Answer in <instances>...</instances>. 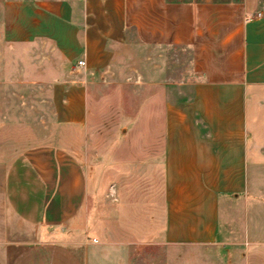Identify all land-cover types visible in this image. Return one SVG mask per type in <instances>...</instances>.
Instances as JSON below:
<instances>
[{"label": "crops", "instance_id": "obj_1", "mask_svg": "<svg viewBox=\"0 0 264 264\" xmlns=\"http://www.w3.org/2000/svg\"><path fill=\"white\" fill-rule=\"evenodd\" d=\"M181 44L203 78L164 96L152 161L121 174L137 188L110 185L105 218L87 217L86 175L65 147L0 161V264H264V0H0V84L9 71L45 86L58 125L85 122L82 70ZM128 70L140 87L158 75Z\"/></svg>", "mask_w": 264, "mask_h": 264}, {"label": "rangeland", "instance_id": "obj_2", "mask_svg": "<svg viewBox=\"0 0 264 264\" xmlns=\"http://www.w3.org/2000/svg\"><path fill=\"white\" fill-rule=\"evenodd\" d=\"M134 34L129 32L131 38ZM4 51L9 59L8 49ZM120 52L108 74L81 71L82 77L89 76L82 127L56 123L47 90L40 83H10V73L5 71V83L0 84V161L10 163L38 145L65 147L81 163L86 175V215L94 212L99 219L106 215L110 185L114 182L118 187L124 184L137 188V181L123 183L121 174L129 168L135 172L138 157L143 154L147 162L152 161V146L163 135L164 96L169 101L185 99L192 83L203 78L195 71L197 54L184 44L162 45L156 50L130 46ZM129 68L157 71L158 75L147 78V84L140 87L129 80L133 73ZM139 143L147 149H139Z\"/></svg>", "mask_w": 264, "mask_h": 264}, {"label": "built area", "instance_id": "obj_3", "mask_svg": "<svg viewBox=\"0 0 264 264\" xmlns=\"http://www.w3.org/2000/svg\"><path fill=\"white\" fill-rule=\"evenodd\" d=\"M256 16L259 18L261 16V14L258 13ZM84 65H85V63L83 61H78V63H77V66H79V67H83Z\"/></svg>", "mask_w": 264, "mask_h": 264}]
</instances>
